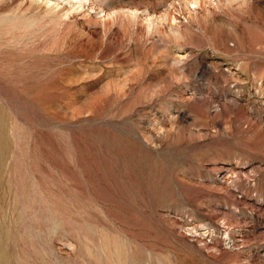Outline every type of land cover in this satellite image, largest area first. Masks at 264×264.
Listing matches in <instances>:
<instances>
[{
    "label": "rangeland",
    "instance_id": "374dc122",
    "mask_svg": "<svg viewBox=\"0 0 264 264\" xmlns=\"http://www.w3.org/2000/svg\"><path fill=\"white\" fill-rule=\"evenodd\" d=\"M188 1L0 0V264H264V0Z\"/></svg>",
    "mask_w": 264,
    "mask_h": 264
},
{
    "label": "bare ground",
    "instance_id": "6f19581e",
    "mask_svg": "<svg viewBox=\"0 0 264 264\" xmlns=\"http://www.w3.org/2000/svg\"><path fill=\"white\" fill-rule=\"evenodd\" d=\"M79 1H80V0H79ZM188 2H191L192 4H195L196 0H189ZM243 2H244V1H243ZM107 12H108V11H107ZM108 13H109V12H108ZM113 13H114V12H113ZM133 13H134V12H130V13L128 12V14H130V15H133ZM115 14H116V13H115ZM108 16H109V15H108ZM108 16H107V17H108ZM111 16H112V15H111ZM160 18H162V17H160ZM110 19H111V18H110ZM149 22H150V21H149ZM149 22H147V23L149 24ZM148 24H147V25H148ZM174 35L177 37V33H175ZM170 58H172V57H170ZM170 58H169V59H170ZM175 59H177V58H173V59H171V60L173 61L172 63H174V60H175ZM225 173H226V172H225ZM225 173H224V174H225ZM222 177H223V176H222Z\"/></svg>",
    "mask_w": 264,
    "mask_h": 264
}]
</instances>
